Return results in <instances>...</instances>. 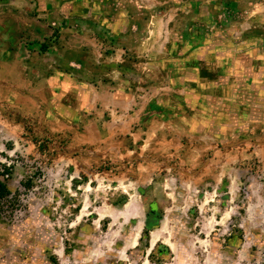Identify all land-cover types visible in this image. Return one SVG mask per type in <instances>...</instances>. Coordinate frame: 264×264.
Wrapping results in <instances>:
<instances>
[{
  "label": "rangeland",
  "instance_id": "1",
  "mask_svg": "<svg viewBox=\"0 0 264 264\" xmlns=\"http://www.w3.org/2000/svg\"><path fill=\"white\" fill-rule=\"evenodd\" d=\"M84 2L128 11L133 35H151V21L163 18L164 42L154 53L165 46L164 54L138 55L131 39V55L111 58L106 71L136 87H160L171 117L218 138V146L202 161L173 163L184 173L128 189L135 168L70 149L59 122L48 119L56 118L53 90L37 87L91 62L68 55L64 0H0V17L37 18L44 8L53 28L30 45L29 88L24 72L17 89L2 82L0 264H264V0ZM209 51L225 54L221 67L202 57ZM134 195L141 201L129 207Z\"/></svg>",
  "mask_w": 264,
  "mask_h": 264
},
{
  "label": "crops",
  "instance_id": "2",
  "mask_svg": "<svg viewBox=\"0 0 264 264\" xmlns=\"http://www.w3.org/2000/svg\"><path fill=\"white\" fill-rule=\"evenodd\" d=\"M99 7H90L84 0H64L59 6L71 25V29L64 30L69 34L65 36L70 46L66 49L68 55L89 56L91 62L79 61L73 74L57 73L38 82V88L53 90L50 104L58 105L57 110H51V116L56 118L48 119L59 122L57 131L69 138V147L74 152L85 153L101 163L116 164L127 172L135 168L128 189L135 185H152L159 177L172 176L171 172L176 169L184 173V167L173 163L187 157L202 161L205 153L218 146V138L193 124L181 122V117L180 120L172 118L164 109L160 87L155 86L153 90L136 87V84L120 80L119 72L106 71L111 58L120 57L123 63L131 55L133 50L126 44L131 39L136 41L138 55H155L156 46L164 42L160 33L163 18L151 21V35L140 32L133 35L129 26L134 19L128 11L120 10L115 14ZM39 12L37 18L25 11L16 16L0 17V96L3 95L2 82L7 81L11 88L17 89L19 74L23 72L27 88L30 86V49L34 48L30 45L35 41L44 42L53 35L50 21L46 20H50V14L45 16L44 8ZM6 20H11L12 27L3 28L8 25ZM164 47L161 54L167 49ZM67 51H61L60 55L67 56ZM202 57L216 58L221 67L225 54L209 51ZM32 94L27 91L28 97ZM197 152L200 154L195 156ZM188 172L195 176L199 171ZM139 192L144 193V190ZM140 201L137 195L130 196L129 207Z\"/></svg>",
  "mask_w": 264,
  "mask_h": 264
},
{
  "label": "trees",
  "instance_id": "3",
  "mask_svg": "<svg viewBox=\"0 0 264 264\" xmlns=\"http://www.w3.org/2000/svg\"><path fill=\"white\" fill-rule=\"evenodd\" d=\"M0 186H1V182H0Z\"/></svg>",
  "mask_w": 264,
  "mask_h": 264
}]
</instances>
